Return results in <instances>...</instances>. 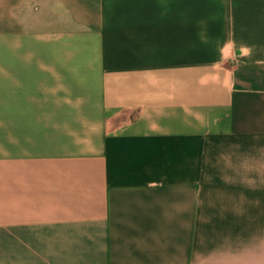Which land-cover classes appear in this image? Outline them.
<instances>
[{"label": "crops", "instance_id": "crops-1", "mask_svg": "<svg viewBox=\"0 0 264 264\" xmlns=\"http://www.w3.org/2000/svg\"><path fill=\"white\" fill-rule=\"evenodd\" d=\"M0 264H264V0H0Z\"/></svg>", "mask_w": 264, "mask_h": 264}]
</instances>
